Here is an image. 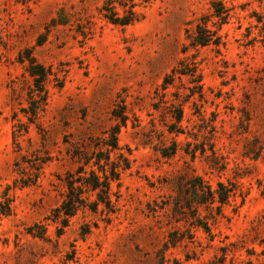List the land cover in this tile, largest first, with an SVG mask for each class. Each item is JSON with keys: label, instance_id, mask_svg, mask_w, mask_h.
<instances>
[{"label": "rangeland", "instance_id": "rangeland-1", "mask_svg": "<svg viewBox=\"0 0 264 264\" xmlns=\"http://www.w3.org/2000/svg\"><path fill=\"white\" fill-rule=\"evenodd\" d=\"M104 1L0 0V264H264V0H135L126 26ZM213 1L221 44L194 45ZM29 58L51 71L34 116ZM115 124L130 154L114 211L63 226L76 153ZM194 176L234 189L198 207L208 232L186 207Z\"/></svg>", "mask_w": 264, "mask_h": 264}, {"label": "trees", "instance_id": "trees-1", "mask_svg": "<svg viewBox=\"0 0 264 264\" xmlns=\"http://www.w3.org/2000/svg\"><path fill=\"white\" fill-rule=\"evenodd\" d=\"M138 3L135 0H105L100 7L103 16L112 24L126 26L139 20L140 12L136 9ZM212 13L200 17L196 23L192 35L194 45L218 46L221 44L219 30L226 22L228 9L221 1H213L211 4ZM214 18V19H213ZM211 23V26L209 25ZM258 31L257 42L264 46V17H257ZM26 67L31 77L29 92L30 112L38 115L47 98L45 82L51 71L34 58L28 59ZM173 73H176L174 71ZM170 76V75H168ZM167 82V81H166ZM115 117L121 116L113 111ZM181 118L179 113L177 119ZM124 124V120L122 121ZM120 125L115 124L103 132L102 137H97L76 153L78 165L74 171H69L64 177V194L61 202L53 209L55 219H60L62 225L68 224L69 217L73 216L79 209L87 208L93 212L104 210L107 213L113 212L118 198V191L112 190V183L119 187L120 173L129 167V149L127 153L119 144L118 134ZM188 196V209L195 210L194 217L197 225L206 232L209 231L207 222L198 216L197 209L201 205L211 207V209L221 210L232 196L234 189L222 182H217L216 187H212L201 177L194 176L185 182ZM114 197V198H113ZM218 203V204H216ZM177 206L184 211L185 205L177 202ZM0 208L2 205L0 203ZM10 203L6 202V209H0L3 213L9 212ZM197 214V215H196Z\"/></svg>", "mask_w": 264, "mask_h": 264}]
</instances>
